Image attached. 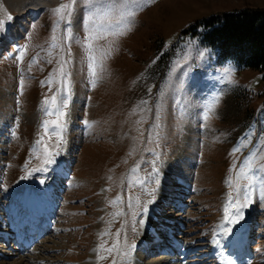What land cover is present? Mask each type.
Instances as JSON below:
<instances>
[{"label": "rangeland", "instance_id": "obj_1", "mask_svg": "<svg viewBox=\"0 0 264 264\" xmlns=\"http://www.w3.org/2000/svg\"><path fill=\"white\" fill-rule=\"evenodd\" d=\"M9 1L0 0V232L10 231L14 252L0 241L8 254L0 264H264V80L220 61L201 40L205 20L264 10V0H153L123 35L119 0H95L90 13L81 0H26L16 12ZM61 5L79 24L67 39L54 14ZM23 12L40 15L23 39L2 47ZM62 61L68 107L46 116L45 102L56 109L52 97L63 94ZM58 151L41 184L39 169ZM52 186L59 198L46 197ZM32 196L37 209L28 208ZM237 208L243 218L229 225ZM220 224L231 231L218 235ZM25 229L40 235L20 250L16 234ZM148 236L165 239L163 255L144 247Z\"/></svg>", "mask_w": 264, "mask_h": 264}, {"label": "trees", "instance_id": "obj_2", "mask_svg": "<svg viewBox=\"0 0 264 264\" xmlns=\"http://www.w3.org/2000/svg\"><path fill=\"white\" fill-rule=\"evenodd\" d=\"M202 30L203 44L217 51L220 61L258 70L264 80V10L224 13L205 20Z\"/></svg>", "mask_w": 264, "mask_h": 264}, {"label": "snow or ice", "instance_id": "obj_3", "mask_svg": "<svg viewBox=\"0 0 264 264\" xmlns=\"http://www.w3.org/2000/svg\"><path fill=\"white\" fill-rule=\"evenodd\" d=\"M95 2V0H81V3L86 7V9L88 10V12H91V6L93 5V3ZM153 0H119V3L121 4V6L125 9V11L122 13V17H123V23H124V28L119 32L120 35L125 34V32L127 30H130V26L132 24V21L134 19V17L136 16L137 12L140 11L141 9H143L144 6H146L147 4L152 3ZM76 3V0H73V4ZM65 11H67L68 15L67 17L63 14ZM54 14L59 16V22H63L66 23L68 26L64 29V33H65V38H70L69 37V33L71 32V22H70V18L72 15V9L70 6L68 5H61L59 8L54 10ZM8 19L10 20L11 17L9 16ZM91 19V16L89 15L88 17H86L85 21H84V26H85V30L86 32H90L91 29L88 27V21ZM35 27V25H33V28ZM4 30V24L2 21H0V31ZM55 39V37H54ZM55 46V45H54ZM23 51V50H22ZM66 63V61H62L61 62V69H60V85L61 88L63 89V94L60 96L59 101H57V97L54 95L52 97L51 102L52 103H58V107L56 109H51L49 107H47L48 102L46 101V108H45V115L46 116H50V115H64V111L63 109H66L68 107V101L70 99V93L68 91L70 85H69V79H70V73L66 72L63 70V64ZM93 75H95V72L93 73ZM24 87V80L23 77L20 80V90H21V94H22V90ZM220 95H217L213 98L212 102L209 103L206 106V110L203 114V119L206 121L209 119L211 114L215 113V108L218 106L219 102H220ZM17 126H18V120H17ZM47 121L45 120L43 122V125L45 127V131H47ZM85 125L86 127L89 126V122L85 121ZM54 131H59V125H57L54 129ZM12 136L15 138L16 133L13 130L12 132ZM62 143H66V141L61 140ZM39 144L40 142L37 143V146L33 148V151H39ZM239 149H237L238 151ZM60 153L59 151L54 153L52 156H48L45 158L44 163L48 166L52 165L55 163V156H58ZM49 168L48 167H44L42 169H39V171L41 172L42 176L40 179V183L43 184L44 183V178L46 177V173L48 172ZM21 179H26V177H21ZM2 183V182H0ZM264 183V182H262ZM154 191V190H153ZM149 196L153 195V192H149L148 193ZM252 197V193L251 190H249L246 194H243L241 196V204L240 207H244L246 206L247 202L251 199ZM261 198H264V189H262V194H261ZM147 203H152V200L147 201ZM235 203V201H230L228 207H231V205ZM228 207L225 208V213L228 212ZM147 207L145 206L143 211L147 212ZM233 216L235 217V220H231L228 221V224L231 225L233 223H239L240 219L243 218V213L240 211V208H237L234 212H233ZM220 228V232H218V235H223L224 233L230 232L231 228L228 226H225V224H220L219 225ZM135 231V229H133ZM117 236H119V234H117ZM135 248L134 244H129L127 247V250L123 253L124 255H127L128 252H130L132 249ZM107 251H109V253L113 252V251H119V249H107Z\"/></svg>", "mask_w": 264, "mask_h": 264}, {"label": "bare ground", "instance_id": "obj_4", "mask_svg": "<svg viewBox=\"0 0 264 264\" xmlns=\"http://www.w3.org/2000/svg\"><path fill=\"white\" fill-rule=\"evenodd\" d=\"M10 3H9V7L14 11V12H16V11H21L24 7H25V5L27 4L26 3V0H10L9 1ZM30 10V9H29ZM42 10V9H41ZM35 11V10H34ZM27 14H28V16H27ZM20 16V15H19ZM25 17H29V13H26L25 14V12H23L22 13V16H20V17H17V19H16V22L14 23V25L12 26V28H11V30H10V33H9V35H5V41L3 42V45H4V43L6 44L7 42H9L10 40L12 41V40H19V39H21L23 36H24V33L26 32V30L30 27H28V25L29 24H31L32 25V23L33 22H35L37 19H38V17L37 18H35V19H33V20H29L28 21V23H26V24H22L20 21L21 20H23ZM76 17V16H75ZM18 25H21V28H20V30H18V31H15L14 30V27H16V26H18ZM72 25H73V27H75V29H77L78 28V21H76V22H73L72 21ZM4 47V46H3ZM197 151V150H196ZM55 186H52V187H50L49 189H47V193L48 194H53V190H55ZM33 200V201H32ZM29 202H32V204H34V206H38V201H37V203L35 204V200H34V198H32L31 197V199H30V201ZM51 207V206H50ZM16 217V216H15ZM161 226V225H160ZM158 228H159V226H157ZM155 225H152V229H153V231H156V229H158ZM19 229V228H18ZM17 229V230H18ZM160 229V228H159ZM166 230V229H165ZM20 231V230H19ZM160 231V230H159ZM0 236H4L5 237V240H7L8 239V235H7V233H0ZM159 236V235H158ZM151 238H149V236H148V238L145 240L146 242H144V247H150V248H155V247H157V249H156V254L154 255V256H156V255H159V254H161V253H164L163 251H165V249L167 248L166 246H165V242L164 241H162V240H160V241H155V240H152ZM151 241V242H150ZM155 241V242H154ZM176 244V243H175ZM179 246V245H178ZM3 247H5V246H3ZM161 247V248H160ZM175 247V246H174ZM6 250H9V248H5ZM23 249H24V247H23ZM176 249H177V247H176ZM169 250V249H168ZM16 251V250H15ZM171 251V250H170ZM20 252V251H19ZM16 254V253H15ZM161 255H163V254H161ZM6 256H8V254H4V255H2V258H0V259H5L6 260ZM157 258V257H156ZM161 258V257H160ZM142 260V259H141ZM172 261V260H171ZM171 261H169L168 259H163L162 258V262H159V263H156V264H162L163 262H165L166 264H171L172 262ZM174 264V263H173Z\"/></svg>", "mask_w": 264, "mask_h": 264}]
</instances>
